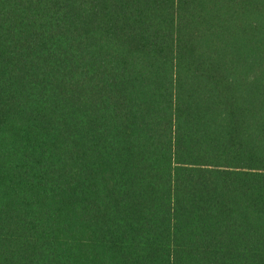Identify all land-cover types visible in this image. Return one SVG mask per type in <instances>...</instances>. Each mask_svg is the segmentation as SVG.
Returning <instances> with one entry per match:
<instances>
[{
    "label": "trees",
    "instance_id": "1",
    "mask_svg": "<svg viewBox=\"0 0 264 264\" xmlns=\"http://www.w3.org/2000/svg\"><path fill=\"white\" fill-rule=\"evenodd\" d=\"M0 264H264V0H0Z\"/></svg>",
    "mask_w": 264,
    "mask_h": 264
}]
</instances>
